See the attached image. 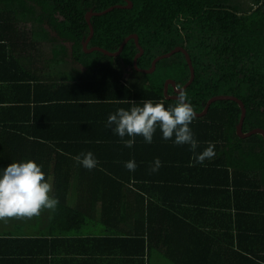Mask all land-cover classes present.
I'll use <instances>...</instances> for the list:
<instances>
[{
	"label": "crops",
	"instance_id": "crops-1",
	"mask_svg": "<svg viewBox=\"0 0 264 264\" xmlns=\"http://www.w3.org/2000/svg\"><path fill=\"white\" fill-rule=\"evenodd\" d=\"M9 3L0 2V170L34 161L59 204L54 213L0 221V264H241V248L264 251V192L224 130L189 125L197 153L215 145L203 165L159 127L151 143L136 136L125 147L105 127L108 116L133 106L123 101L168 109L176 100L164 97L165 86L86 76L84 63L66 48L53 51L47 29ZM87 152L98 161L92 170L74 160ZM156 158L162 166L152 172ZM129 160L135 171L124 166Z\"/></svg>",
	"mask_w": 264,
	"mask_h": 264
},
{
	"label": "trees",
	"instance_id": "trees-1",
	"mask_svg": "<svg viewBox=\"0 0 264 264\" xmlns=\"http://www.w3.org/2000/svg\"><path fill=\"white\" fill-rule=\"evenodd\" d=\"M7 1L26 10L37 28H46V33L53 36L52 44L61 40L65 44L62 48L71 51L74 59L88 68H111L117 65L115 61L122 62L129 71L130 85L156 86L160 92L166 80H174L179 88L188 82L189 70L182 53L159 61L153 73L144 74L132 65L138 53L133 40L126 43L116 58L97 51L91 54L83 51L82 43L90 34L87 15L124 7L123 0ZM128 1L131 9H116L91 19L94 36L89 47L116 52L127 36L135 34L143 49L137 59L140 69L150 68L156 57L183 47L195 74L185 90L195 112L200 113L210 98L231 96L242 100L246 107L243 132L264 129V0ZM210 106L204 116L195 119L225 131L231 153L242 160L244 174L256 177L264 192L263 136L257 134L244 139L238 136L242 112L237 102L218 100ZM259 196L264 202V193ZM116 220L114 217L107 224L112 225ZM243 249L235 252L241 264H264V251L252 254Z\"/></svg>",
	"mask_w": 264,
	"mask_h": 264
},
{
	"label": "clouds",
	"instance_id": "clouds-1",
	"mask_svg": "<svg viewBox=\"0 0 264 264\" xmlns=\"http://www.w3.org/2000/svg\"><path fill=\"white\" fill-rule=\"evenodd\" d=\"M99 102V101H97ZM130 109L118 108L114 114L107 118L106 128L121 138L125 147L131 148L136 136H142L146 143H151L153 135L159 127L164 140H171L176 145H189L193 153L195 164L203 165L205 160L215 157V145L211 142L200 153L199 147L189 125L195 119L196 113L188 97L177 86L176 102L165 109L163 103H153L151 100L141 101L142 106L134 102ZM128 136L129 139H124ZM77 164L85 169L92 170L98 164L93 153H81L74 157ZM129 171H135L137 165L129 160L124 165ZM161 161L156 158L151 171L155 172L161 167ZM0 221L7 223L9 219H31L40 216L43 210L54 213L59 204L58 198L50 196L51 183L45 181L41 167L34 161L12 162L0 170Z\"/></svg>",
	"mask_w": 264,
	"mask_h": 264
},
{
	"label": "water",
	"instance_id": "water-1",
	"mask_svg": "<svg viewBox=\"0 0 264 264\" xmlns=\"http://www.w3.org/2000/svg\"><path fill=\"white\" fill-rule=\"evenodd\" d=\"M123 1L126 4L124 7L123 6H116V7L110 8V9H108V10L102 12V13H89L87 15L86 21H87V24H88L89 29H90V34H89V37H87L82 43L83 44V51L85 53H87V54L97 51V52L103 53L106 56L115 57L116 58V57H119L121 55L122 50H123L124 46L126 45V43L129 40H133L134 44H135V46H136V48L138 50V53L134 56L132 65H133V68L136 71L144 73V74L153 73L155 71V68H156V63H158L159 61H161L163 59H166V58H170V57H172L173 55H175L177 53H182L184 55V59H185V62L187 64V67H188V70H189L188 82L182 88H180L183 91H185L192 84L195 74H194V69H193V66H192V62H191L190 56H189V54L187 53V51L183 47H177V48L173 49L172 51H170L167 54H163V55H161L159 57H156L152 61L151 66L148 69H140V68L137 67V59L140 58V56L143 54V49L139 45L138 37L135 34H131V35L127 36L122 41V44H121L120 48L116 52H110V51H108L106 49H103V48L97 47V46L89 47L90 41H91V39L94 36V28H93V25L91 24V19L93 17H102L104 15H107V14L113 12L116 9H131L132 8V4L128 0H123ZM168 83H169V85H171L174 88L175 95H168L169 86L167 84H165V89H164L165 90V97L171 98L173 100H176L177 84L172 79H169ZM218 100L234 101V102H237L239 104V106L241 108V112H242L239 124L237 125V134H238L239 137L244 139V138H249V137H251L253 135L259 134V135H262L263 139H264V129H262V128H256V129H254L252 131H249V132H243V121H244V118H246L247 110H246V107H244L243 101L242 100H238L235 97L223 96V97L210 98L206 102L203 110L200 113L195 112L196 113L195 117L204 116L208 112L209 107H211L210 105H212L215 101H218Z\"/></svg>",
	"mask_w": 264,
	"mask_h": 264
},
{
	"label": "rangeland",
	"instance_id": "rangeland-1",
	"mask_svg": "<svg viewBox=\"0 0 264 264\" xmlns=\"http://www.w3.org/2000/svg\"><path fill=\"white\" fill-rule=\"evenodd\" d=\"M21 19H24V17H21ZM30 19H31V18H30ZM40 31H41V33H44V30H43L42 28H40ZM45 34H47V36L49 35L48 33H45ZM51 48H52L53 51H59V52H62V50H63V48H62V44H58V43H54V44H52V45H51ZM71 54H72V53H71ZM115 63H117V66L122 67L121 69H119L120 75H119V76L116 75V71H115V74H113V75H109V77L112 78V79H119V78L121 77L122 74H124V76H125V75L127 76V75H128V71H126V70H127L126 68H123V66H122V62L115 61ZM94 70H96V67L87 68V71L85 72V75H86V76H89V75L94 74V73H93ZM124 79L127 80V78H123L122 80H124ZM167 82H168V80H166V83H165V84H167Z\"/></svg>",
	"mask_w": 264,
	"mask_h": 264
},
{
	"label": "flooded vegetation",
	"instance_id": "flooded-vegetation-1",
	"mask_svg": "<svg viewBox=\"0 0 264 264\" xmlns=\"http://www.w3.org/2000/svg\"><path fill=\"white\" fill-rule=\"evenodd\" d=\"M96 67V70H94V74H92L93 76H95V77H99V76H102V77H109V75H113V74H115V71H116V75H120V72H119V69H121L122 67H120V66H114V67H111V68H107V67H98V66H95ZM123 68H125V67H123ZM126 71H128V70H126ZM123 78H127V79H129V71H128V75L126 76H124V74H122L121 75V77L118 79V80H120V79H123Z\"/></svg>",
	"mask_w": 264,
	"mask_h": 264
}]
</instances>
